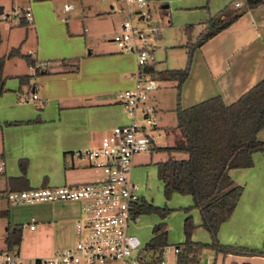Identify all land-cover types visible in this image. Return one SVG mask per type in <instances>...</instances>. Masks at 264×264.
I'll list each match as a JSON object with an SVG mask.
<instances>
[{"label":"crops","instance_id":"obj_1","mask_svg":"<svg viewBox=\"0 0 264 264\" xmlns=\"http://www.w3.org/2000/svg\"><path fill=\"white\" fill-rule=\"evenodd\" d=\"M165 1L167 3H164L163 7L172 8L176 21L189 24H192L193 20L207 17L208 12L220 10L233 2L209 0L207 6L206 0ZM115 3H109L113 11L119 12L120 16L124 15L123 11L119 10L122 3ZM23 6L32 8L34 20L33 24L26 23L23 18L19 20L18 24L26 28L25 40L21 39L17 48L21 53L29 54L35 62L45 60L48 64L39 70L41 72L35 78L29 77L27 82H21L18 76L32 75L31 66L19 56L6 58L4 61L5 89L0 94V122H19L7 124L5 127L0 123V156L7 158L5 170L2 172L6 175L5 183L10 189H19L23 186L29 187V184L40 180L41 186L74 184L89 180L90 175L86 168L85 172L74 168L71 158L70 162H66L68 156L70 157L69 148L75 142L89 143L95 138V131L109 130L113 125L127 120L115 95L117 90L132 85L129 75L136 67L135 57L132 53L120 52L116 45L108 46L104 43V31L99 29L96 32H101V35L95 39V44H91L92 39L86 37V26L79 31L71 30L66 20L55 21V24L51 25L50 21L55 20V10L50 0H36ZM241 6L242 1L239 7ZM92 13L94 17L100 18L106 11L95 10ZM51 16L53 17L49 19ZM120 16L117 18V24L121 20ZM46 20L49 22V28L44 25ZM203 29L204 26L198 24L195 32H198L197 36ZM190 36L189 40L192 42L191 39L196 35L191 33ZM30 38H34L33 41L36 42L34 53L30 52V48L21 50ZM107 41L112 40L109 38ZM180 45L182 44L172 46ZM23 60L25 65L22 71H15L17 63H22ZM43 70L48 73L43 74ZM263 77L264 1L242 13L228 27L194 48L189 73L181 86L180 106L189 107L215 95H219L225 104H230ZM168 82L175 85L173 80ZM28 91L36 92L38 98L22 99L23 94H28ZM29 101L35 103V107L41 108V112L36 113L32 107L29 109L20 106ZM33 119L37 121L25 123ZM47 136L53 138L55 147L49 153L42 151L45 150L43 140ZM25 153L32 155L29 156V163L52 164L54 172L44 173L41 179L29 171L28 165L25 170L27 183H10L11 177L20 175L16 159ZM61 157L65 163H62ZM252 158V166L229 170L230 176L242 185V191L232 214L222 223H226L219 234L222 244H240L250 248L263 246L260 230L264 224V151L254 152ZM70 201L72 200L53 201L59 207L60 213L63 212L58 217L65 222L55 221L56 228L61 231L59 235L64 238V241H61L63 246L74 243V222L80 212V204ZM256 228L258 230L255 231ZM244 262L264 264V255L223 254L209 248L200 253V264Z\"/></svg>","mask_w":264,"mask_h":264},{"label":"built area","instance_id":"obj_2","mask_svg":"<svg viewBox=\"0 0 264 264\" xmlns=\"http://www.w3.org/2000/svg\"><path fill=\"white\" fill-rule=\"evenodd\" d=\"M119 1L122 3L119 10L125 13V17L119 21L110 39L120 52L132 53L136 64L135 70L129 75L132 85L117 91L115 95L127 120L113 125L98 143L69 152L70 157L77 158L91 168L94 177L83 183L5 191L6 199L11 203L80 202V215L74 222V243L56 250L43 260L37 259L38 264H105L114 260L120 264H141L143 258L144 247L129 231L138 220L140 205L144 202L143 195L138 192V185L131 180V170L135 156L160 147L157 139L163 137L154 95L161 81L145 71L147 65L154 63V49L158 46L160 36L159 26L152 23L150 0ZM233 4L239 7L241 1H234ZM72 7L71 3H65L63 10L68 11ZM132 14L136 15V22L131 18ZM11 15L17 22L23 18L26 23L33 24L30 6L1 5L0 20H7ZM139 22H142L143 27ZM47 64L45 60L34 62L31 74ZM37 98L36 92L24 93L22 96V99ZM5 166V159L0 156V173L5 170ZM26 226L33 230L38 224L31 218ZM170 251L176 255L179 248L166 245L158 264H166L164 255ZM0 264H22V259L16 251L4 248L0 250Z\"/></svg>","mask_w":264,"mask_h":264},{"label":"rangeland","instance_id":"obj_3","mask_svg":"<svg viewBox=\"0 0 264 264\" xmlns=\"http://www.w3.org/2000/svg\"><path fill=\"white\" fill-rule=\"evenodd\" d=\"M36 0H0V4H18L21 7L23 5H27L28 3H32ZM54 5V21H50L51 25L55 24V21L61 22V20H66L69 23V27L71 30L79 31L83 26L88 28V32L86 33V37L91 38V44H95V39L101 35V32H96L97 29L99 31H104L102 34L108 46H115L113 41H107V39L111 38V35L114 27L118 26L117 18L120 16L119 12H114L110 2L120 3L119 0H50ZM209 0H206L205 5L208 6ZM241 1V0H233ZM65 3H71L73 8L65 12L63 10V6ZM115 3V4H116ZM164 3H167L165 0H150L151 4V15H152V23L154 25L159 26V40L158 46L154 49V66L156 69L169 68V69H178L184 68L187 61V52L190 48L191 44L196 41L197 33L196 30L198 28V24L205 27L206 21L218 11L208 12V16L204 17L200 20H193L194 22L189 24L188 22L182 23V21H176L174 15L172 13V8L167 7L164 8ZM24 7V6H23ZM208 9V7H204ZM32 9V8H31ZM6 10L7 7H6ZM95 10L99 12L106 11L104 15L102 14L100 18L94 17L93 13ZM33 12V11H32ZM109 12V13H108ZM124 13V12H123ZM167 15V16H166ZM169 16V17H168ZM53 16L49 17L51 19ZM125 17L124 15L120 16L119 19ZM131 18L134 22H136V15L132 14ZM170 19V21H169ZM143 27L142 22H139ZM47 28H49L48 20L45 21L44 24ZM191 26V33L196 35L194 38H188L187 28ZM19 25L16 19L11 15L7 20H0V56L3 55L9 48L17 47L19 45L21 39L25 40V28ZM30 28V27H29ZM199 36V34H198ZM34 38H30L26 40V42L21 47V50H26L30 48V52L35 51L36 42L33 41ZM180 45L179 47H173L175 45ZM173 45V46H172ZM21 61V60H20ZM42 61V60H41ZM44 61V60H43ZM24 60L22 63H17L16 70L22 71L23 66L25 65ZM40 62V61H37ZM21 64V65H19ZM23 64V65H22ZM10 68V67H9ZM136 68V67H135ZM135 70V69H134ZM133 70V71H134ZM37 74L30 75V77L35 78ZM169 81V80H168ZM168 81H161L160 88L155 95V106L157 110V114L160 116L158 118V123L161 126V133L163 137L157 139V144L160 146H166L169 144L175 143L176 137L180 136L179 128L176 125V89L172 83ZM5 83V82H4ZM126 88V87H124ZM121 88L119 90H122ZM117 90V91H119ZM116 91V92H117ZM30 94V91H28ZM35 103L32 102H23L20 106L33 108L37 112L41 108H37L34 106ZM19 106V105H18ZM122 108V107H121ZM125 117V113L123 114ZM37 117V116H35ZM127 119V117H126ZM37 119H33L30 122L26 121L25 123H35ZM2 123V126H7V122ZM52 122H49L51 124ZM10 125V124H9ZM107 132L106 131H95L94 139L86 144L73 143V146H70L69 151H72L76 148H80L82 146L93 145L94 143H98L101 136ZM260 137L264 139V132L260 134ZM34 143V141H33ZM44 149L43 152L49 153L55 149L53 138L50 139L47 136L43 140ZM47 145V146H46ZM67 150V148H66ZM34 154V153H32ZM29 156L26 153L20 158L16 159V167L17 170L22 172V168L27 169L29 165V171L32 174L37 175V177H43L44 173H52L54 172V166L49 163H29ZM170 156L173 158H186L188 156L185 152H171ZM168 157V152L163 150H152L151 152H141L137 154L134 158V166L131 170V180L135 184L138 185V192L140 195H143V201L150 203L155 206L165 207L168 213L165 216H161L156 211H143L138 214V220L134 222L129 231L133 233L140 241L141 246L145 247L149 242L152 236V226L159 222L163 221L166 223L167 227V245L175 246L174 244L180 243L185 239L184 234V220L186 217H190L192 224L194 225V229L191 233V239L200 242H210L211 236L209 232L201 225V215L200 211L197 207L193 206L192 197L189 194H184L180 192H172L169 197L165 196L163 185L161 179L157 175V162L159 160H164ZM74 163V168L81 169L82 172H85L86 168L89 172L90 181L93 178V170L87 166H85L82 162H80L75 157H69L66 162H70L71 160ZM34 158H32L33 160ZM7 162V158H5ZM62 163H65L63 157H61ZM23 166V167H22ZM6 176V175H5ZM2 173H0V250L5 248L4 239L6 237V227L9 225L10 227L18 226L21 230V239L19 244L13 245L12 250L16 251L22 259V264H38L37 259H45L51 255H53L56 250L64 248L61 244V241H64L63 236H60L61 232L56 228L55 221L57 222H65L58 216H61L63 212L60 213V209L55 205V201H34V202H23V203H11L8 202L5 196V191L10 189L8 185H6L4 177ZM85 180L77 182L83 183ZM42 180L40 182H33L29 184L31 188L40 187ZM73 202V201H70ZM74 203H79V201H74ZM80 215V212H79ZM78 215V216H79ZM77 216V217H78ZM76 217V218H77ZM31 218H34V221L38 224L35 229H29L26 224L30 222ZM62 224V223H61ZM226 224V223H225ZM225 224H221L218 233L217 239L221 243L219 239L220 230H222ZM222 226V227H221ZM261 243L264 241V224L261 225ZM58 230V232H57ZM258 230L257 228L255 231ZM65 235V234H64ZM76 236H74V241ZM73 241V242H74ZM240 245V244H239ZM242 246V245H240ZM255 247V246H254ZM257 248H259L257 246ZM135 255V254H133ZM161 256L159 252L149 251L144 249L143 258L146 260V264H158V262H153V257ZM166 259V264H176L175 255L172 251H170L167 255H164ZM79 264H86L85 262H81ZM105 264H120L119 261H108Z\"/></svg>","mask_w":264,"mask_h":264},{"label":"trees","instance_id":"obj_4","mask_svg":"<svg viewBox=\"0 0 264 264\" xmlns=\"http://www.w3.org/2000/svg\"><path fill=\"white\" fill-rule=\"evenodd\" d=\"M241 1V7L233 6L232 2L206 21L203 31L188 49L184 68L156 69L153 63L145 67L147 73L160 81H175L176 125L180 136L176 137L175 143L156 148L168 152L166 159L157 162V175L161 179L165 196L169 197L172 192L191 195L193 206L200 211L201 225L211 236L210 242L192 240L194 225L190 217H186L185 239L174 244L179 248L175 255L176 264H200V253L205 248L223 254L264 255V241L262 248H250L222 244L217 239L220 225L232 214L242 191V185L230 176L229 170L252 166V154L256 151H264V139L260 137L264 132V77L230 104H225L219 95H215L189 107L180 106L181 86L189 73L194 48L264 0ZM190 31L191 26H188V37H191ZM14 56L23 58L29 66L35 62L29 54L21 53L17 47L0 56V94L5 89L4 61ZM40 72L37 71L35 74L38 75ZM42 73L48 72L43 70ZM29 77L30 74L18 76L21 82H27ZM171 152H185L188 156L173 158L170 156ZM9 181L27 183L24 167L19 176L11 177ZM25 188L28 187L23 186L19 189ZM143 211H156L161 216L168 213L165 207L145 201L140 205V212ZM5 229V248L10 250L13 245L19 244L21 230L18 226L9 225ZM166 238V223L159 221L152 226V236L144 249L161 254L162 249L167 245ZM161 258L162 255L153 257L152 261L159 263ZM141 264H146L145 258L141 259Z\"/></svg>","mask_w":264,"mask_h":264},{"label":"water","instance_id":"obj_5","mask_svg":"<svg viewBox=\"0 0 264 264\" xmlns=\"http://www.w3.org/2000/svg\"><path fill=\"white\" fill-rule=\"evenodd\" d=\"M1 7V6H0Z\"/></svg>","mask_w":264,"mask_h":264}]
</instances>
